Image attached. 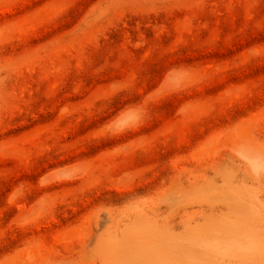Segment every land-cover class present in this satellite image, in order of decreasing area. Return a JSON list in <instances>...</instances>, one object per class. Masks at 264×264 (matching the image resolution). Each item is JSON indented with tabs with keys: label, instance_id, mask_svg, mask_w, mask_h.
<instances>
[{
	"label": "rangeland",
	"instance_id": "374dc122",
	"mask_svg": "<svg viewBox=\"0 0 264 264\" xmlns=\"http://www.w3.org/2000/svg\"><path fill=\"white\" fill-rule=\"evenodd\" d=\"M0 264H264V0H0Z\"/></svg>",
	"mask_w": 264,
	"mask_h": 264
}]
</instances>
